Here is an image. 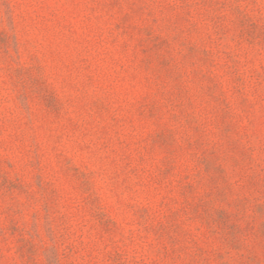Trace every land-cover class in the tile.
Returning a JSON list of instances; mask_svg holds the SVG:
<instances>
[{"label":"rangeland","instance_id":"rangeland-1","mask_svg":"<svg viewBox=\"0 0 264 264\" xmlns=\"http://www.w3.org/2000/svg\"><path fill=\"white\" fill-rule=\"evenodd\" d=\"M0 264H264V0H0Z\"/></svg>","mask_w":264,"mask_h":264}]
</instances>
